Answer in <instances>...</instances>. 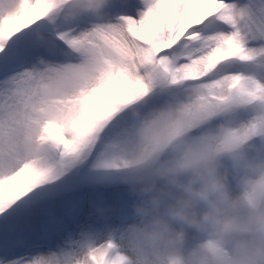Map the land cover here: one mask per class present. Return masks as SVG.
<instances>
[{
    "label": "snow or ice",
    "instance_id": "snow-or-ice-1",
    "mask_svg": "<svg viewBox=\"0 0 264 264\" xmlns=\"http://www.w3.org/2000/svg\"><path fill=\"white\" fill-rule=\"evenodd\" d=\"M0 0V264H128V154L163 111L264 153V0ZM227 108L233 111H226Z\"/></svg>",
    "mask_w": 264,
    "mask_h": 264
},
{
    "label": "clouds",
    "instance_id": "clouds-1",
    "mask_svg": "<svg viewBox=\"0 0 264 264\" xmlns=\"http://www.w3.org/2000/svg\"><path fill=\"white\" fill-rule=\"evenodd\" d=\"M109 3L60 0L61 22L99 20ZM148 125L122 181L128 264H264V153H250L243 123L217 124L200 141L163 111Z\"/></svg>",
    "mask_w": 264,
    "mask_h": 264
}]
</instances>
